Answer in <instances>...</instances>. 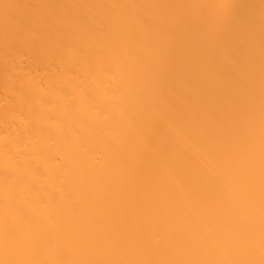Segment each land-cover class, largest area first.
<instances>
[{"label": "bare ground", "instance_id": "bare-ground-1", "mask_svg": "<svg viewBox=\"0 0 264 264\" xmlns=\"http://www.w3.org/2000/svg\"><path fill=\"white\" fill-rule=\"evenodd\" d=\"M0 264H264V0H0Z\"/></svg>", "mask_w": 264, "mask_h": 264}]
</instances>
